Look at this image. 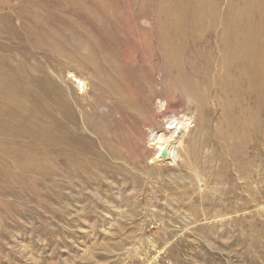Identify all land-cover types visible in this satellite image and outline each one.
I'll return each mask as SVG.
<instances>
[{
	"label": "rangeland",
	"instance_id": "obj_1",
	"mask_svg": "<svg viewBox=\"0 0 264 264\" xmlns=\"http://www.w3.org/2000/svg\"><path fill=\"white\" fill-rule=\"evenodd\" d=\"M244 29L264 39V0H0V64L65 100L81 147L0 128V264H264V146L229 135L243 104L219 67ZM185 110L177 163L155 165L149 131Z\"/></svg>",
	"mask_w": 264,
	"mask_h": 264
},
{
	"label": "bare ground",
	"instance_id": "obj_2",
	"mask_svg": "<svg viewBox=\"0 0 264 264\" xmlns=\"http://www.w3.org/2000/svg\"><path fill=\"white\" fill-rule=\"evenodd\" d=\"M171 38H172V35L170 34V32H167L165 36L162 37V42L165 47L168 46L167 43L171 41ZM219 40H220V37H219ZM229 40L232 41L233 43L231 44L230 48L229 46L228 47L226 46L224 50L225 59L222 58L224 62H222V65H220L219 67L220 69L222 68V71L226 73V78H229V80H231L233 84H234V81L237 80L236 82L237 85H235L236 84L235 83L232 87V89H235V93L233 91V100H235L236 103L237 101H239V102H242L243 104V107H241L242 113H240V118L238 121L239 126L237 125L236 127L232 128L229 135H231V137L237 140L240 144L242 143L245 134H248L247 137L250 136L251 139L256 138L257 140L258 139L261 140V146H264V143H263L264 142V39L262 38V36L255 33L254 31L244 29V30L237 32L233 37L231 35L229 37ZM206 51L208 52L207 49ZM256 52H257L256 57H254V54ZM240 54H242L241 57H244V58H241V59L237 58L238 55ZM169 55L171 54L169 53ZM202 56L204 57V54H202ZM227 57H231L230 60L227 59ZM234 57H236V59ZM233 58L235 60H231ZM212 59L215 60L214 57ZM212 65L214 66V64ZM234 72L235 73L238 72L237 79L230 78V74ZM215 73L216 72H214V74ZM240 73L242 75H240ZM18 76L15 75L13 72H11L9 68L4 67L3 64H0V128H6L17 136L26 135L30 137L31 139H33L34 141H39V140L43 141L44 146H46L47 148L56 149L62 156H64L67 159L71 160V159H74V157L79 156V154L81 153V147L78 144V142L74 140V137H73L74 135H73V130H72V128L74 129V126L72 127L71 126L72 124H71L70 127L72 128H69V126L67 125L68 123H66L67 120L64 119L65 116H66L65 118H68V117L70 118L71 116L70 115L71 112L68 109L67 103L65 102V100L52 98L51 100H52L53 105H49L46 102V99L51 96L49 95L50 92H48L45 89L44 85H40V81L38 79L36 81L38 82L37 84L38 87L39 86L40 87L37 88L38 90L35 92L31 83L21 80ZM71 76L73 77L74 82L76 83L79 91L81 93L83 92L87 93L90 85H89L88 80L85 78L86 76L85 77L76 76L75 74H72ZM206 92H207V89H206ZM117 93L121 95L120 96L121 98H124V96L120 93L119 90L117 91ZM167 103L166 101H163L160 99L157 105V107L159 108V111L166 110L168 108ZM185 111L186 113L183 111L184 112L183 114H180L177 116L171 115V116L164 118V129H165L164 131H160V129L149 131V134L147 137V143H148L149 148L151 149V153H152L151 159L155 165H160L163 163L172 164V163H175L176 160L178 159L177 152H180V151H178L176 147L177 145L179 146V143L181 142V136L183 132L190 125V122L192 119L191 115L187 114V110ZM221 128L224 129V127H221ZM221 130H219V132ZM224 132L225 131H223L222 136L225 135ZM34 141H32L33 143H30V144L36 145ZM227 141H225V143ZM253 141L255 142V140ZM30 144L27 143L29 147H30ZM181 149H183V147ZM182 157L183 156H181V158ZM187 158H188V155H187ZM183 161H187V160H183ZM193 165L194 164L190 165V167L194 171V169L196 168H194L195 165L194 166ZM197 171L199 175L200 172L199 170ZM200 178L201 177H198V179ZM198 179L196 180L198 181ZM199 182H202L201 179ZM202 213H204V211ZM196 218H199V217H196ZM206 220H209V218L208 219L204 218V221ZM160 251L161 250L158 249L156 252L159 253Z\"/></svg>",
	"mask_w": 264,
	"mask_h": 264
}]
</instances>
